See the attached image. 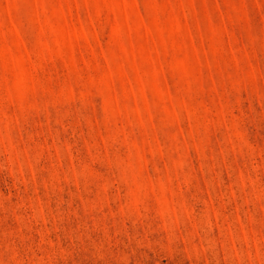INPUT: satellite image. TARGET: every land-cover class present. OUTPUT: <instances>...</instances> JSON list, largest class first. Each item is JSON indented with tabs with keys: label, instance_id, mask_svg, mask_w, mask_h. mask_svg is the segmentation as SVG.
<instances>
[{
	"label": "rangeland",
	"instance_id": "rangeland-1",
	"mask_svg": "<svg viewBox=\"0 0 264 264\" xmlns=\"http://www.w3.org/2000/svg\"><path fill=\"white\" fill-rule=\"evenodd\" d=\"M0 264H264V0H0Z\"/></svg>",
	"mask_w": 264,
	"mask_h": 264
}]
</instances>
